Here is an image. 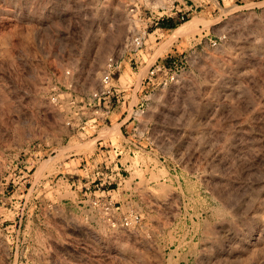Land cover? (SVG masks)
Returning a JSON list of instances; mask_svg holds the SVG:
<instances>
[{"label": "rangeland", "instance_id": "1", "mask_svg": "<svg viewBox=\"0 0 264 264\" xmlns=\"http://www.w3.org/2000/svg\"><path fill=\"white\" fill-rule=\"evenodd\" d=\"M133 4L0 0V264H264V0L151 27L136 53ZM111 57L120 119L71 131Z\"/></svg>", "mask_w": 264, "mask_h": 264}, {"label": "built area", "instance_id": "2", "mask_svg": "<svg viewBox=\"0 0 264 264\" xmlns=\"http://www.w3.org/2000/svg\"><path fill=\"white\" fill-rule=\"evenodd\" d=\"M131 2L134 4L132 8L127 9L129 14H137V11H139V8L142 6L145 8L147 14L145 20L141 18L142 16L140 13L137 14L140 25L138 28L135 27V33H132L127 43L124 45L125 49L136 53L142 49L149 28L157 27L158 25L183 24L191 20L194 15L203 12L205 9L211 8V6L213 8L212 10L218 9L221 7L220 2L223 3L224 0H131ZM119 64L120 62L116 57L109 58L106 62L98 88L91 92L86 98L82 99L80 106L77 105L75 101L70 102V110L67 113L65 122L68 129L71 131L83 132L87 127L95 128L102 125L108 122V116L114 106L124 103L123 91H120L110 84L115 72L119 68ZM162 69L163 66L160 64L153 65L148 73L150 76H154L155 73L160 72ZM173 77H171V79H173ZM139 107L141 108L142 105ZM141 114L142 111H137L133 112L131 116L134 115L137 117ZM127 116L128 112L121 120L122 123L124 122L122 126L132 120V117L126 120ZM133 132L135 134L136 129H134ZM112 150L116 157L120 156L121 152H118L115 148H112ZM105 169L107 170L108 167L106 166ZM107 173L108 172H106L104 177L102 173L97 170L94 171L92 175L93 179L90 182L96 184V182L100 181L102 183L98 185L103 186V184H107V186H110L112 183L116 182V174L113 175L111 171L109 175ZM87 179H89V177H87ZM138 221L139 215L133 213L129 217H125L121 225L129 227L132 223L136 224Z\"/></svg>", "mask_w": 264, "mask_h": 264}, {"label": "crops", "instance_id": "3", "mask_svg": "<svg viewBox=\"0 0 264 264\" xmlns=\"http://www.w3.org/2000/svg\"><path fill=\"white\" fill-rule=\"evenodd\" d=\"M172 31V30H171ZM121 110H122V105H118L114 108V110L110 113L109 115V119H113V120H116V122L120 119V115H121ZM118 119V120H117ZM131 125V123H130ZM127 126V125H125ZM86 161V160H85ZM93 162V160L91 161ZM86 184H84L83 186L85 187Z\"/></svg>", "mask_w": 264, "mask_h": 264}, {"label": "trees", "instance_id": "4", "mask_svg": "<svg viewBox=\"0 0 264 264\" xmlns=\"http://www.w3.org/2000/svg\"><path fill=\"white\" fill-rule=\"evenodd\" d=\"M169 29H173V27L172 26H169Z\"/></svg>", "mask_w": 264, "mask_h": 264}, {"label": "bare ground", "instance_id": "5", "mask_svg": "<svg viewBox=\"0 0 264 264\" xmlns=\"http://www.w3.org/2000/svg\"><path fill=\"white\" fill-rule=\"evenodd\" d=\"M186 23V22H185ZM184 24V23H183Z\"/></svg>", "mask_w": 264, "mask_h": 264}]
</instances>
